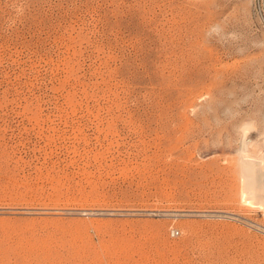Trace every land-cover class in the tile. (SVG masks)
I'll list each match as a JSON object with an SVG mask.
<instances>
[{
  "label": "rangeland",
  "instance_id": "1",
  "mask_svg": "<svg viewBox=\"0 0 264 264\" xmlns=\"http://www.w3.org/2000/svg\"><path fill=\"white\" fill-rule=\"evenodd\" d=\"M262 163L254 0H0V264H264Z\"/></svg>",
  "mask_w": 264,
  "mask_h": 264
},
{
  "label": "bare ground",
  "instance_id": "2",
  "mask_svg": "<svg viewBox=\"0 0 264 264\" xmlns=\"http://www.w3.org/2000/svg\"><path fill=\"white\" fill-rule=\"evenodd\" d=\"M255 138V137H254ZM248 153L246 151H239L238 152V155H237V159H240L243 163V166L244 167V174L242 172V175H243V195L245 198H247V200L251 201L253 200L252 198H256L258 196V194L256 192H254L253 190L251 191L250 187L247 188L246 185L250 182L253 183V179L256 180L255 178L252 179V176H254V174H256V178H257V173H261L260 171V165H259V168H257L256 166V163L257 160L255 161L254 159L252 158H249L250 156H247ZM247 156V157H246ZM260 161H258L259 163ZM260 164V163H259ZM263 164V163H262ZM264 165V164H263ZM263 165L261 168H263ZM263 171V170H262ZM263 173V172H262ZM255 177V176H254ZM252 179V180H251ZM258 181V180H257ZM256 181V182H257ZM251 183V185H253ZM264 184V183H263ZM250 185V186H251ZM255 185V184H254ZM262 186V185H261ZM263 189V188H262ZM257 199V198H256ZM246 200V199H245Z\"/></svg>",
  "mask_w": 264,
  "mask_h": 264
},
{
  "label": "built area",
  "instance_id": "3",
  "mask_svg": "<svg viewBox=\"0 0 264 264\" xmlns=\"http://www.w3.org/2000/svg\"><path fill=\"white\" fill-rule=\"evenodd\" d=\"M254 9L259 18L261 26L264 28V0H254ZM180 234L178 229L171 230V236L175 237Z\"/></svg>",
  "mask_w": 264,
  "mask_h": 264
}]
</instances>
